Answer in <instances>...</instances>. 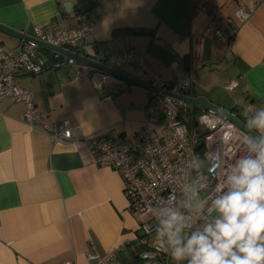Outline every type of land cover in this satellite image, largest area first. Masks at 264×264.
Wrapping results in <instances>:
<instances>
[{"label": "crops", "instance_id": "0c3cea01", "mask_svg": "<svg viewBox=\"0 0 264 264\" xmlns=\"http://www.w3.org/2000/svg\"><path fill=\"white\" fill-rule=\"evenodd\" d=\"M252 6V0H0V26L31 37L36 27L73 31L79 16L99 20L71 52L141 79L137 66L114 62L135 52L166 82L194 77L192 98L205 96L245 123L247 109L264 107V0L245 23L235 16ZM217 21L225 29L239 26L228 43L215 37ZM0 42L8 49L27 43L1 30ZM36 60L43 71L15 82L35 94L50 125L80 126L77 139L117 133L121 144L142 129L148 89L110 74L103 83L101 71L41 48ZM233 81L237 86L227 89ZM24 111L21 103L0 101V264H97L91 255L111 251L120 264H149L139 257L142 232L128 209L124 177L88 162L72 142H52L22 120Z\"/></svg>", "mask_w": 264, "mask_h": 264}, {"label": "built area", "instance_id": "2783aa9c", "mask_svg": "<svg viewBox=\"0 0 264 264\" xmlns=\"http://www.w3.org/2000/svg\"><path fill=\"white\" fill-rule=\"evenodd\" d=\"M261 0H252L250 9L239 8L236 19L240 24L250 20ZM100 23L99 20L87 21L78 17L75 30L61 33H47L36 27L31 36L42 43L73 51L78 43L88 38L92 29ZM215 37L223 43L231 41L238 33L239 26L225 29L221 21L214 27ZM39 47L31 43H22L16 49H8L0 42V101L10 99L25 106L22 120L31 128L45 133L52 142H72L84 149L88 162L99 167H107L118 171L125 180L124 195L129 211L140 222L141 238L138 244L142 247L139 253L149 254L143 261L149 264H172L170 258L163 252L156 251L154 236L153 208L163 199L169 197L176 187L175 177L181 172L183 162L192 153L202 158L210 153H219L227 166L237 156L243 153L242 145L233 138L236 129L233 122L213 112H197L192 106L176 98L164 95L168 92L176 96L192 97L198 84L194 77L169 83L156 74L145 62L142 56L135 52L119 55L115 58L118 68L137 66L142 70L141 80L151 85L156 91H150V99L145 110L142 129L129 142L121 144L119 135L90 136L77 139L80 126H72L69 121L50 125L47 115L40 112L35 104V94L23 89L15 82L21 75H38L45 64L37 61ZM66 63L76 66L78 62L66 57ZM113 79L107 73L101 72V82ZM237 86L233 81L226 86L232 89ZM249 110V109H247ZM159 130V131H158ZM241 132H243L240 129ZM220 178V170L205 172L204 182L208 192ZM90 259L97 264H120L115 251L106 255H91Z\"/></svg>", "mask_w": 264, "mask_h": 264}, {"label": "clouds", "instance_id": "9594fccd", "mask_svg": "<svg viewBox=\"0 0 264 264\" xmlns=\"http://www.w3.org/2000/svg\"><path fill=\"white\" fill-rule=\"evenodd\" d=\"M244 116L233 135L243 153L227 166L219 153L190 154L172 194L153 208L156 251L172 264H264V107ZM217 169L209 194L205 172Z\"/></svg>", "mask_w": 264, "mask_h": 264}, {"label": "water", "instance_id": "95a60500", "mask_svg": "<svg viewBox=\"0 0 264 264\" xmlns=\"http://www.w3.org/2000/svg\"><path fill=\"white\" fill-rule=\"evenodd\" d=\"M0 30L4 31L6 33H9L10 35L17 37V38L23 40L24 42L35 44L41 49L54 52L55 54L65 56L67 58H71L80 64L90 66L92 68H95L98 71L108 73V74H110L116 78L138 84V85L148 89L149 91H156L155 88H153L151 85L144 82L143 80L138 79L136 77H132V76H130V75H128L122 71H119L115 68L106 66V65L102 64L101 62L95 61L94 59H90V58L85 57L83 55H79L77 53L67 51V50L62 49V48H58V47H54V46L42 43L40 41L35 40L32 37L26 36V35L21 34V33H15V32L10 31L9 29H6L2 26H0ZM163 94L171 96L173 98H176V99H178V100H180L186 104L192 105L193 108L197 112H200V113L213 112V113H215L221 117H224V118L228 119L229 121L233 122L242 131H244V129H245V123L238 116L234 115L233 113L228 111L226 108L212 103L205 96L192 98V97H185V96H176V95H173V94L168 93V92H163Z\"/></svg>", "mask_w": 264, "mask_h": 264}]
</instances>
